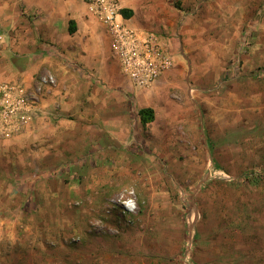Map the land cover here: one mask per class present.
Instances as JSON below:
<instances>
[{
  "label": "rangeland",
  "instance_id": "1",
  "mask_svg": "<svg viewBox=\"0 0 264 264\" xmlns=\"http://www.w3.org/2000/svg\"><path fill=\"white\" fill-rule=\"evenodd\" d=\"M114 1L172 65L136 99L49 121L55 80L25 85L36 123L0 155V230H17L0 264H264V0Z\"/></svg>",
  "mask_w": 264,
  "mask_h": 264
},
{
  "label": "crops",
  "instance_id": "2",
  "mask_svg": "<svg viewBox=\"0 0 264 264\" xmlns=\"http://www.w3.org/2000/svg\"><path fill=\"white\" fill-rule=\"evenodd\" d=\"M122 8L135 11L128 4ZM133 16L124 19L137 26ZM0 35V83L13 81L33 88L39 76L55 80L37 97L35 121L45 116L49 121V115L54 116L53 105H58L62 114L77 113L82 103L90 106L100 102L102 107H112L117 100L124 103L136 99L139 93L152 88H135L122 74L111 53L105 25L83 0H0ZM159 90L165 91L164 86L160 85ZM144 107L153 108L155 117L154 106ZM35 121L30 120L11 139L28 141L32 135L28 127ZM11 139L0 137V155L8 154ZM7 169L0 164V173ZM7 185V175L0 174V186ZM0 233L7 237L17 230Z\"/></svg>",
  "mask_w": 264,
  "mask_h": 264
},
{
  "label": "built area",
  "instance_id": "3",
  "mask_svg": "<svg viewBox=\"0 0 264 264\" xmlns=\"http://www.w3.org/2000/svg\"><path fill=\"white\" fill-rule=\"evenodd\" d=\"M105 25L110 50L117 58L122 74L139 89H149L172 65L165 43L152 31L139 28L124 19L114 0H83ZM2 38L0 35V47ZM40 84L53 82L42 76ZM192 91V90H191ZM35 101L27 87L18 82L0 83V137L20 133L30 121Z\"/></svg>",
  "mask_w": 264,
  "mask_h": 264
},
{
  "label": "trees",
  "instance_id": "4",
  "mask_svg": "<svg viewBox=\"0 0 264 264\" xmlns=\"http://www.w3.org/2000/svg\"><path fill=\"white\" fill-rule=\"evenodd\" d=\"M120 13L123 17L128 18L132 15L133 11L127 8H121ZM137 114L142 126H146L154 120V110L151 107H141L138 109Z\"/></svg>",
  "mask_w": 264,
  "mask_h": 264
}]
</instances>
